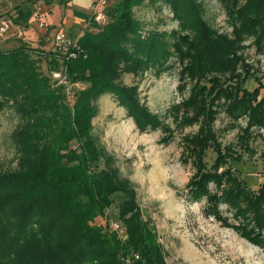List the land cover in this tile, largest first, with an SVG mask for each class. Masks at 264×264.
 I'll use <instances>...</instances> for the list:
<instances>
[{"label": "trees", "instance_id": "16d2710c", "mask_svg": "<svg viewBox=\"0 0 264 264\" xmlns=\"http://www.w3.org/2000/svg\"><path fill=\"white\" fill-rule=\"evenodd\" d=\"M146 1L120 0L110 10L105 7L108 23L85 32L65 55L55 44L58 51L51 52L63 58L60 62L53 57L51 70L65 71L72 83L86 84L75 99L67 101V83L57 85L58 79L43 72L29 47L0 50V112L14 107L21 118L13 133L17 165L0 171V264H168L134 184L121 175L94 133L95 101L112 93L140 129L163 127L158 115L141 102L138 86L122 81L123 74L138 76L153 67L161 72L174 52L184 63L183 75L196 79L234 74L244 42L253 38L259 49L264 43V0H221L231 35L212 27L199 0H148L153 6L170 7L187 33L154 29L144 34L135 8ZM260 90L221 86L215 98L229 100L231 114H247L250 125L264 127ZM206 91L196 89L185 102L196 104L199 111L195 121L201 123L200 131L188 144L198 163H204L191 193L207 195L217 215L221 199L249 214L237 229L264 247V184L254 191L230 169L218 172L228 159L210 141L214 110L206 105ZM212 145L218 154L214 172L205 165ZM210 182L216 183V192L210 191Z\"/></svg>", "mask_w": 264, "mask_h": 264}, {"label": "rangeland", "instance_id": "374dc122", "mask_svg": "<svg viewBox=\"0 0 264 264\" xmlns=\"http://www.w3.org/2000/svg\"><path fill=\"white\" fill-rule=\"evenodd\" d=\"M96 1L0 0V50L20 45L29 47L41 70L51 74L54 80V72L59 70H51L54 64L51 59L55 57L61 62L63 58L62 54L51 52L57 34L63 32L77 42L85 32L98 31L101 25L94 20L93 10ZM119 1L108 0L106 9L110 10ZM199 1L212 27L231 35V21L222 1ZM145 4L135 8L136 16L145 25L144 34L154 29L187 33L170 7L153 6L148 0ZM244 46L234 74H210L196 79L183 75L184 63L176 52L161 72L153 67L138 76L123 74L122 81L138 86L141 102L158 115L163 127L140 129L112 93L103 94L95 101L98 112L93 120L94 133L114 158L121 175L134 184L144 218L156 227L168 264H264V247L251 242L237 229L248 221L249 214L237 212V207L221 199L217 215L211 211L207 195L191 193L193 179L199 177V167L204 163H198L188 144L200 131L201 123L195 121L199 111L196 104L185 102L196 89L204 87L206 105L214 110L210 141L220 146L228 159L218 172L230 169L246 188L254 191L264 184V127L250 125L247 114H231L228 110L231 102L215 98L216 89L221 86L231 90L238 86L249 91L261 87L258 99L264 97V43L259 49L253 38H248ZM68 78L67 101L75 99L86 87L83 82L72 83L69 75ZM20 122L14 107L8 106L0 112V171L17 165L13 133ZM213 145L205 156L206 169L210 172H214L218 155ZM216 186L210 182V191L216 192ZM97 221L106 223L105 218Z\"/></svg>", "mask_w": 264, "mask_h": 264}, {"label": "built area", "instance_id": "2783aa9c", "mask_svg": "<svg viewBox=\"0 0 264 264\" xmlns=\"http://www.w3.org/2000/svg\"><path fill=\"white\" fill-rule=\"evenodd\" d=\"M108 0H97L93 7L94 10V20L97 24L101 26L108 23V15L106 13L105 7ZM57 47L64 53H69L70 47L73 46L74 42L63 32L57 34L56 38ZM55 77L62 83H68V74L65 71L59 70L54 72ZM118 225H115V227ZM118 228V227H116Z\"/></svg>", "mask_w": 264, "mask_h": 264}, {"label": "crops", "instance_id": "0c3cea01", "mask_svg": "<svg viewBox=\"0 0 264 264\" xmlns=\"http://www.w3.org/2000/svg\"><path fill=\"white\" fill-rule=\"evenodd\" d=\"M68 22H70V20H68Z\"/></svg>", "mask_w": 264, "mask_h": 264}]
</instances>
